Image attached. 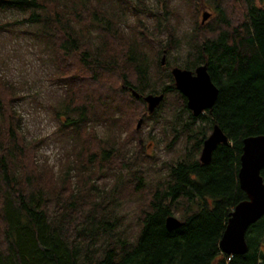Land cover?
<instances>
[{
  "label": "trees",
  "instance_id": "obj_1",
  "mask_svg": "<svg viewBox=\"0 0 264 264\" xmlns=\"http://www.w3.org/2000/svg\"><path fill=\"white\" fill-rule=\"evenodd\" d=\"M199 1L0 0V11L20 17L0 21V30L25 25L20 36L36 41L53 67L48 80L64 91L51 105L56 131L79 148L75 158L68 150L72 157L52 181L46 174L53 165L37 156L33 170H15L27 149L21 115L12 105L22 96L0 79V264H264V214L245 232V253L228 255L218 246L228 213L246 198L237 177L242 140L264 135V0L203 1L209 19L202 25L194 20L189 31L180 32V6H192L196 15ZM155 4L164 18L148 10ZM142 15L151 17V27ZM172 42L185 55L171 64H205L217 88L212 107L198 116L187 109L169 70V84L155 87L162 80L157 55L161 49L168 54ZM147 51L154 52L152 58ZM158 92L163 100L143 117L153 118L167 103L165 95L175 92L179 110L170 118L167 149L179 138L185 146L170 149L172 158L156 164L142 140L133 146L126 133L121 136L127 130L121 125L146 105L143 95ZM96 122L114 126L116 134L107 129L98 135ZM213 125L227 142L217 143L203 163L202 142ZM41 143L36 138L28 146L37 151ZM104 169L108 182L97 185ZM126 203L133 204L132 222L126 220ZM171 215L181 224L168 230L165 219Z\"/></svg>",
  "mask_w": 264,
  "mask_h": 264
},
{
  "label": "rangeland",
  "instance_id": "obj_2",
  "mask_svg": "<svg viewBox=\"0 0 264 264\" xmlns=\"http://www.w3.org/2000/svg\"><path fill=\"white\" fill-rule=\"evenodd\" d=\"M203 1H199V3L194 6L196 9H200L196 15L193 13L194 10L191 9L192 6L182 4L179 8V25H177V23L172 24L177 25L180 28V32H184L183 30L189 31L194 20L202 25L212 14L208 8L204 7L206 5H203ZM225 1L233 5L231 2H229V0ZM206 2L204 3L206 4ZM148 10L152 11L155 15H158L160 17L159 19L164 18L163 9L159 4H155L154 7H151ZM203 11L208 12L209 16L203 23H201V14ZM132 17L128 18L129 23L133 21ZM142 17L143 21L147 23L149 27H151V17L149 15H142ZM19 18V15H17L15 12L12 13L8 10L0 11V21ZM11 26L12 27L8 28L14 30L16 32V36L13 33L10 34V32H4V30L8 28H5L3 31H1L2 29L0 30V79L3 81L5 79L8 82H12L16 89V91L13 89V92L17 94V97L22 96L21 98L17 99V101H13L12 105L15 106L21 115V132L24 136L23 139L27 141L26 153L22 158L14 163V169L16 170L17 167H25L33 170V160L36 162L37 156V161L41 163L46 162L53 165L52 169H49L50 173L46 174L48 180L52 181L53 178L59 174L60 169L65 167V159H70L72 157L69 151L72 150V155L75 158V153L79 150L78 147L73 146L71 143L65 142V140L59 136V132L56 131L58 123L54 119L51 105L58 103L62 99L64 96V91L60 85L49 82L48 75L53 70V67H49L46 64L45 61L47 59L45 56H43L42 52L38 51L36 41H33L25 35L20 36L19 30L20 28L25 29V25L14 24ZM126 27L129 29V26L126 25ZM192 33L193 32L191 31L188 36L190 37ZM186 40L187 38H183L182 43ZM163 41L166 42L165 38H163ZM185 47H187V44ZM146 55L152 58L154 52L147 51ZM184 55L185 52L180 49L177 50L176 47H174L173 42L171 43V48L168 54L166 53V49L160 50L156 58L159 67L157 68L156 66V69L159 71L160 79L162 80L158 81L155 87L157 86L160 88L163 84H169L167 70L170 71L169 68L171 66H177L171 64V62H174V60L183 61ZM162 57H164L163 64L160 63V58ZM168 62L171 65L169 68H166L165 66ZM149 71L152 73L151 75L155 76L156 70L153 65L149 68ZM113 72L115 73V68ZM121 86L123 85L121 84ZM4 87L5 88L3 91H5L7 88L6 86ZM1 88L2 86H0V89ZM147 94L157 95L160 93ZM92 95L93 94L91 93H86L87 97H91ZM110 98L112 99V96ZM165 100L167 103L158 108L153 118L145 120L143 114L147 112V108L146 105H144L142 108H137L134 110V116H132L130 119L126 118V122L121 125L127 126V130H123L121 136L126 133V135L131 138V144H133V146L137 140H142V146L145 149L144 152L147 154V156H151L155 160L156 164H159L163 159L172 158L174 150L170 149H175L176 151L183 150L185 146L183 141L179 138L177 139L176 143L172 144V148L167 149V145L169 144L170 140V118L173 114L177 113L179 109L173 106V103L178 101L175 92L167 93L165 95ZM114 101H116V99ZM125 103L129 106V108L132 107L130 103ZM132 104L133 106L136 105L134 101ZM180 116L181 119H185L186 113L182 112ZM139 118H141L142 121L140 126L136 128ZM109 125L110 124L96 122L94 127L98 135L104 136L107 129H110L112 132L115 131L116 134L117 131L115 127L113 125V127H110ZM135 130H138L137 134L135 133ZM79 135L80 138H86V134L84 132H81ZM36 138L42 139V143L37 151L36 146H28V143L31 142V140H36ZM162 168L161 172L164 171L165 167ZM100 174L102 176L100 177L101 179L98 181L97 185L108 182L105 181V179H108V174L105 169L101 170ZM73 185L74 183L70 181V188L73 187ZM130 206H133V204L126 203L124 208L126 207V220H130L132 222L133 213L132 207Z\"/></svg>",
  "mask_w": 264,
  "mask_h": 264
},
{
  "label": "water",
  "instance_id": "obj_3",
  "mask_svg": "<svg viewBox=\"0 0 264 264\" xmlns=\"http://www.w3.org/2000/svg\"><path fill=\"white\" fill-rule=\"evenodd\" d=\"M209 16L208 12L201 14V23ZM163 58L160 63L163 64ZM171 74L175 88L186 99V107L193 116L210 109L217 95V88L212 83L205 65H198L193 71L179 67H172ZM133 96L138 97L134 89L130 88ZM149 113L159 105L163 94H146L142 96ZM142 119L139 118L136 128ZM226 143L227 138L217 125H213L211 132L204 138L199 154V160L206 163L217 143ZM264 168V135L245 137L242 140L237 172L239 187L244 191L246 198L239 201L228 213L224 229L218 240L221 252L243 254L247 250L245 232L250 224L264 214V177L260 171ZM181 224L180 220L171 215L165 219V227L170 230Z\"/></svg>",
  "mask_w": 264,
  "mask_h": 264
},
{
  "label": "flooded vegetation",
  "instance_id": "obj_4",
  "mask_svg": "<svg viewBox=\"0 0 264 264\" xmlns=\"http://www.w3.org/2000/svg\"><path fill=\"white\" fill-rule=\"evenodd\" d=\"M173 66H171L169 69H170V71H171V68H172ZM196 67V66H195ZM194 67V68H195ZM194 68L193 69H189L190 71H193L194 70ZM187 69V68H186ZM207 110V109H206ZM206 110H204V112L206 111Z\"/></svg>",
  "mask_w": 264,
  "mask_h": 264
}]
</instances>
